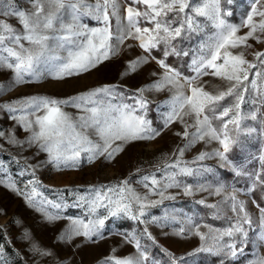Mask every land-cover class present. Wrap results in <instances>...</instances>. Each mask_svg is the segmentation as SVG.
Segmentation results:
<instances>
[{
	"label": "snow or ice",
	"instance_id": "obj_1",
	"mask_svg": "<svg viewBox=\"0 0 264 264\" xmlns=\"http://www.w3.org/2000/svg\"><path fill=\"white\" fill-rule=\"evenodd\" d=\"M25 3L27 7L17 0H0V70L12 73L7 83L0 84V97L21 85L79 78L134 49L141 54L126 62L122 77L153 62L156 68L150 82L134 92L103 84L64 98L30 95L0 103V110L16 122L7 134L0 130V140L18 149L11 157L20 165L17 175L31 177L22 190L0 159V185L23 196L49 223L67 221L56 237L58 243L73 244L78 238H82L80 244L97 243L108 231L106 221L127 218L144 225L139 235L135 231L114 233L123 235L135 252L119 256L114 248L103 264H156L149 259L148 245L141 243L146 237L156 244L149 224L160 228L178 224L175 235L200 240L199 247L183 256L165 250L166 264H198L200 253L221 257L220 264H264V206L252 200L258 210L254 225L248 201L239 198L241 194L251 196L258 184L264 191V140L259 155L262 172H245L243 166L232 165L236 175H247L252 181L246 190H229L230 186L215 178L212 167L200 163L215 158L227 166L233 145L243 147L241 136L264 138V48H256L264 46V0H249L239 23L228 20L234 15L229 7L233 0ZM170 57H176L180 66ZM145 93L167 96L156 106L162 123L155 127L147 118L150 101ZM248 120L257 126L245 123ZM173 125L179 126L174 135L184 143L149 165L148 171L141 166L113 182L56 189L54 200L40 191L44 185L36 172L43 167L51 165L64 172L79 169L82 160L89 164L115 161L131 144L155 141ZM17 128L26 133L23 139L18 138ZM201 142H215L218 147L185 160V153ZM29 150L30 157L22 155ZM0 152H4L3 144ZM42 153L45 158L37 160ZM208 173H213L211 183ZM173 189L189 196L207 192L220 197L216 203L206 204L205 198L196 203L212 209V218L222 224L215 226L168 206L162 216L152 215L150 209L176 199L179 193ZM68 208H79L82 214L66 215ZM24 238L39 258L53 255L28 232Z\"/></svg>",
	"mask_w": 264,
	"mask_h": 264
},
{
	"label": "rangeland",
	"instance_id": "obj_2",
	"mask_svg": "<svg viewBox=\"0 0 264 264\" xmlns=\"http://www.w3.org/2000/svg\"><path fill=\"white\" fill-rule=\"evenodd\" d=\"M17 3L22 7H27L25 0H17ZM233 9L234 15L228 17L229 22L239 23L240 13L249 7V0H233V4L229 6ZM15 23V21H12ZM94 24L92 21H85ZM257 50L264 48V46L256 45ZM139 49L129 50L121 56L115 57L110 61H106L99 67L98 70H93L88 74H84L79 78H68L66 81L59 82L55 80H44L40 83L26 84L15 87L12 91L0 97V103L7 100L16 99L22 96L30 95H48L58 98L75 95L77 92L84 91L87 88L97 87L103 84H113L124 87L129 92H134L135 89L142 87L152 79L151 72L156 68L155 63H150L143 66V68L128 76H121L124 72L126 62L129 59H134L140 55ZM249 59L252 57L249 55ZM12 77L10 70H0V84L7 83ZM149 103L148 119L153 120V126L162 123L158 120V111L156 106L167 98L165 93H145ZM248 105L244 106L247 110ZM66 111L75 113V109L67 108ZM163 109H161L162 111ZM245 123L250 126H257V122L248 120ZM16 122L9 118L6 111L0 110V130H4L7 134L15 126ZM216 126H219L216 122ZM231 127V126H230ZM179 128L178 125H173L169 129H165L161 136L155 141L151 142H135L131 144L125 152H123L115 161L97 160L95 163L89 164L82 160L79 169L66 170L58 172L54 167L48 165L37 170L36 175L44 185L40 189L41 192L48 199H57L56 189H65L67 187L81 188L88 185L98 183L113 182L118 179L127 177L130 173H134L137 167L143 166L144 171L150 170L149 165L157 162L164 154L172 153L184 141L176 137L174 132ZM18 138L23 139L26 136L19 128L16 129ZM235 135V133H233ZM261 140L257 139L255 135L240 137V144L233 145L228 153L231 164L222 167L220 162L215 159H208L200 163L210 166L213 169L215 178L223 181L226 185L236 189L246 190L252 183L247 175H240L241 181L248 182L244 188L236 185L235 172L232 170V165L237 167L243 166L245 172L253 173L255 167L253 162L259 158L261 154ZM3 144L4 152H0V159L5 161V167L12 174V178L17 181V186L23 190L24 183L29 180L30 176H19L20 165L16 164L11 157L18 154V149L11 147L0 140ZM218 147L215 142L205 145L203 142L198 143L195 147L188 150L185 155V160H192L199 152H211ZM23 156H31L32 150L22 153ZM42 153L37 160H43ZM35 163L36 160L31 161ZM23 161H21V164ZM234 173L235 178H230L228 173ZM209 183L212 182L213 173L207 174ZM191 182V178H188ZM174 194L179 193L174 201H165L164 205L150 209L152 215L162 216L164 206L169 209L175 208L177 211H182L187 216L199 218L203 222L220 226L221 224H214L206 220L207 215H211L209 208L206 205L196 203V201L205 198L206 204L216 203L220 197L210 196L207 192H197L195 195H184L179 190H171ZM240 199L248 201V210L252 213V219L255 224H258V210L252 200L255 199L254 193L251 196L241 194ZM71 201V197H68ZM256 200V199H255ZM257 201V200H256ZM258 203V202H257ZM0 245L3 246V251L0 252V264H60V262H69V264H103V261L112 253V249L117 250V255L128 256L135 252V248L124 242L123 235L114 234L116 232L125 233L135 231L138 235L142 232L144 225L138 224L131 219H119L106 221L108 231L105 238L97 243H83L80 244L82 238H78L73 244H63L56 241V237L64 228L67 221L60 220L56 223H49L44 219L42 214L30 207L23 196L17 195L16 192L10 188L0 185ZM66 215L78 216L82 214L79 208H68ZM179 225H173L166 228H160L156 225L149 224L148 231L155 237L156 244L152 241L143 239L142 245L147 244L149 247V259L155 260L156 264H166L169 257L167 252L174 253L177 256H183L188 252L193 251L199 247L200 240L198 237L190 236L187 238L175 235L174 232ZM204 231V229H202ZM25 232H28L32 239L39 243L42 247L51 249L53 255L44 257L43 259L34 255L31 251V242L24 238ZM251 235V233H250ZM80 244V247H75ZM166 250V251H165ZM261 254L264 255V248H261ZM198 264H218L221 257L214 256L208 253H200L197 257Z\"/></svg>",
	"mask_w": 264,
	"mask_h": 264
},
{
	"label": "trees",
	"instance_id": "obj_3",
	"mask_svg": "<svg viewBox=\"0 0 264 264\" xmlns=\"http://www.w3.org/2000/svg\"><path fill=\"white\" fill-rule=\"evenodd\" d=\"M182 59H187V58H182ZM170 60L172 61V62H174V64L176 65V66H180V64H179V61H178V59L176 58V57H170ZM187 74V73H186ZM253 164V166L255 167V169L253 170V173H256V172H262V166H261V163H260V161H259V158H256L255 159V161L252 163ZM229 175V177L230 178H235L233 175H234V173H232V172H230V173H228ZM236 178H238V180L239 181H236V185L237 186H239V187H242V188H244V186L248 183V182H243V181H241V177L240 176H236ZM254 196H255V199L257 200V202L259 203V204H261V206H264V191H261V188H260V186H259V184L257 185V187H256V190H255V192H254ZM211 210L212 209H210L209 208V212H211ZM206 220L208 221V222H211V223H214V224H222V221H220V220H214L213 218H212V215H207L206 217ZM221 261V260H220ZM220 261H218V264H220Z\"/></svg>",
	"mask_w": 264,
	"mask_h": 264
}]
</instances>
